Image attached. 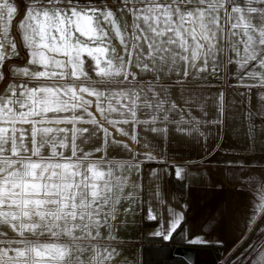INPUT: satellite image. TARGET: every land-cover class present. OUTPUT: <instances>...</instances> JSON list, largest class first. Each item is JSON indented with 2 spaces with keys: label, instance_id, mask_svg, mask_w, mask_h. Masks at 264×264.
I'll return each mask as SVG.
<instances>
[{
  "label": "snow or ice",
  "instance_id": "6c2138e0",
  "mask_svg": "<svg viewBox=\"0 0 264 264\" xmlns=\"http://www.w3.org/2000/svg\"><path fill=\"white\" fill-rule=\"evenodd\" d=\"M225 64L237 99L217 90L214 118L202 89L174 98V77L207 79ZM233 107L251 145L264 119V0H0V264H122L114 241L141 166L185 172L141 133L223 130ZM249 208L264 214V184ZM169 211L150 230L165 241L184 220ZM252 234L262 243L236 259L264 264V230L249 216L237 243Z\"/></svg>",
  "mask_w": 264,
  "mask_h": 264
},
{
  "label": "crops",
  "instance_id": "0c3cea01",
  "mask_svg": "<svg viewBox=\"0 0 264 264\" xmlns=\"http://www.w3.org/2000/svg\"><path fill=\"white\" fill-rule=\"evenodd\" d=\"M107 3L118 6V0H107ZM120 19L123 23L124 18ZM178 79L180 83H177ZM170 83L175 85L172 94L178 101L182 97L190 99L180 89H202L207 99L201 107L211 118L215 113L212 98L217 90L222 89L226 99L230 92L233 100L237 99L235 91L231 89L236 80L232 76L231 66L226 64L222 72L207 79L174 77ZM256 103L253 98L252 105ZM199 110L200 107L197 108ZM240 111L233 107V115L223 130L204 123L199 126V131L191 126H182L185 131L176 132L170 126L163 140L155 133H141L147 136L148 147L155 153H162L175 165L185 169L183 178L178 179L184 185L185 196L171 181L173 166L149 161L141 166V189L130 206L127 201H122L128 212L114 241L122 256V264H142L143 238H161L150 234V230L159 229L162 223L164 227L168 226L172 218L169 209L183 212L184 220L180 226L185 227L187 243L175 246L173 254L190 264H229L230 261L232 264H244L243 257L236 259L237 254L245 250L249 243L253 248L262 243L255 238V234L249 235L243 243H237L244 234L249 216H252L254 226L264 230L261 223L264 214L257 211L253 216L249 208L250 204H259V188L264 184V119L255 116L256 138L249 145ZM115 159L127 160L129 157L117 154ZM149 168L167 169L152 176L151 191L144 186L149 177ZM149 209L155 220L148 218ZM194 236L209 242H189ZM249 252L245 251V255L248 256Z\"/></svg>",
  "mask_w": 264,
  "mask_h": 264
},
{
  "label": "trees",
  "instance_id": "16d2710c",
  "mask_svg": "<svg viewBox=\"0 0 264 264\" xmlns=\"http://www.w3.org/2000/svg\"><path fill=\"white\" fill-rule=\"evenodd\" d=\"M171 181L175 188L185 196V188L181 181L176 179L174 174ZM187 245L185 242V227L181 225L176 232L173 233L172 238L165 241L157 237H144L142 250V264H190L182 257L173 254L175 246Z\"/></svg>",
  "mask_w": 264,
  "mask_h": 264
}]
</instances>
